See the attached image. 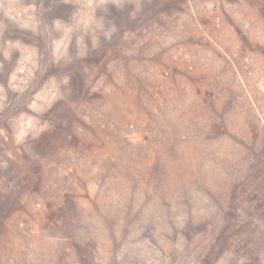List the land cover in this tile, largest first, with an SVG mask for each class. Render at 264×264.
I'll return each instance as SVG.
<instances>
[{
    "label": "rangeland",
    "instance_id": "374dc122",
    "mask_svg": "<svg viewBox=\"0 0 264 264\" xmlns=\"http://www.w3.org/2000/svg\"><path fill=\"white\" fill-rule=\"evenodd\" d=\"M252 129L264 135V0H0V264H109L102 223L151 205L162 146L195 155L202 137ZM192 239H133L117 257L174 264L173 241L195 252L179 264H203L207 236ZM217 242L214 264H245Z\"/></svg>",
    "mask_w": 264,
    "mask_h": 264
},
{
    "label": "trees",
    "instance_id": "16d2710c",
    "mask_svg": "<svg viewBox=\"0 0 264 264\" xmlns=\"http://www.w3.org/2000/svg\"><path fill=\"white\" fill-rule=\"evenodd\" d=\"M252 133L249 142L238 137H202L197 140L201 151L195 155L186 152L190 140L162 146L166 157L154 162L150 174L152 183L147 196L151 205L133 202L124 211L123 220L105 218L102 223L110 242L109 264H120L117 254L127 241L147 239L162 246L177 236L187 246H196L192 238L198 233L207 236L201 251L206 256L203 264H214L210 254L218 239L224 241V246L243 253L245 264H257L264 247V135L257 129H252ZM230 141L237 143L239 149L236 174L217 194L212 185L216 174L225 171L227 177L228 167L234 166V156L225 147ZM202 202H207L204 208ZM181 217H186L184 222ZM71 221L70 218L68 226ZM169 244L174 264L194 261V251L182 252L172 246L173 241Z\"/></svg>",
    "mask_w": 264,
    "mask_h": 264
}]
</instances>
